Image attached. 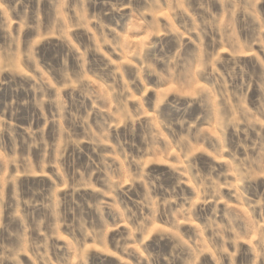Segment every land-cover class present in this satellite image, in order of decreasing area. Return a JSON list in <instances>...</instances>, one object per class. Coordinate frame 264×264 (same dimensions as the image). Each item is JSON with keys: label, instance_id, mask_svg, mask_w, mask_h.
Returning <instances> with one entry per match:
<instances>
[{"label": "rangeland", "instance_id": "obj_1", "mask_svg": "<svg viewBox=\"0 0 264 264\" xmlns=\"http://www.w3.org/2000/svg\"><path fill=\"white\" fill-rule=\"evenodd\" d=\"M0 264H264V0H0Z\"/></svg>", "mask_w": 264, "mask_h": 264}]
</instances>
